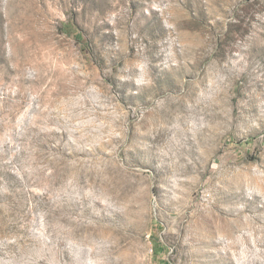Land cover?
I'll list each match as a JSON object with an SVG mask.
<instances>
[{"label":"rangeland","instance_id":"rangeland-1","mask_svg":"<svg viewBox=\"0 0 264 264\" xmlns=\"http://www.w3.org/2000/svg\"><path fill=\"white\" fill-rule=\"evenodd\" d=\"M0 264H264V0H0Z\"/></svg>","mask_w":264,"mask_h":264}]
</instances>
